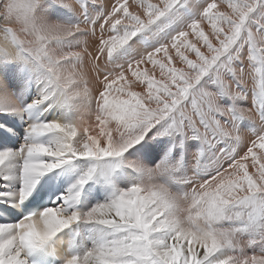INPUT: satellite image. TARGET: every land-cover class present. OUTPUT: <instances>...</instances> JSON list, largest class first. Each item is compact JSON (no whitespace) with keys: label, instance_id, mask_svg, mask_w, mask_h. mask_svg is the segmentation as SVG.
<instances>
[{"label":"snow or ice","instance_id":"1","mask_svg":"<svg viewBox=\"0 0 264 264\" xmlns=\"http://www.w3.org/2000/svg\"><path fill=\"white\" fill-rule=\"evenodd\" d=\"M0 264H264V0H0Z\"/></svg>","mask_w":264,"mask_h":264},{"label":"bare ground","instance_id":"2","mask_svg":"<svg viewBox=\"0 0 264 264\" xmlns=\"http://www.w3.org/2000/svg\"><path fill=\"white\" fill-rule=\"evenodd\" d=\"M65 247H66V245H65Z\"/></svg>","mask_w":264,"mask_h":264}]
</instances>
